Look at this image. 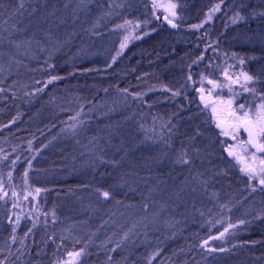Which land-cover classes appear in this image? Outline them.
Returning a JSON list of instances; mask_svg holds the SVG:
<instances>
[{"label": "trees", "instance_id": "1", "mask_svg": "<svg viewBox=\"0 0 264 264\" xmlns=\"http://www.w3.org/2000/svg\"><path fill=\"white\" fill-rule=\"evenodd\" d=\"M51 1L0 0V56L22 64L19 69L0 68V158L8 165L18 156L17 163H30L41 207L37 219L15 231L0 227V264H57L78 249L84 250L78 264H264V193L259 192L264 188L253 183L259 193L252 198L245 188L242 192L231 184L230 175L222 180L220 154L197 156L192 167V161L181 165L179 156L189 149L187 133L179 126L182 104L153 94L146 102L131 101L157 79L172 90L186 82L182 65L187 60L160 59L177 57L185 45L187 32L193 30L189 25L196 24L189 8L194 0L180 4V32L169 29L161 18L160 32L139 42L138 52L125 55L108 71L89 61L68 63L79 38L66 43L57 57L39 53L50 43H45L47 29L36 24L47 12L55 13ZM224 1L222 16L229 26L236 4ZM217 22L214 29H206L203 41L215 39ZM64 32L54 29L53 45ZM23 38L44 43L35 50L32 44L23 48ZM224 42H216L217 47H226ZM15 46L20 50L9 54ZM187 50L182 57L194 58ZM206 60L207 64L210 57ZM205 74L203 66L201 79ZM158 118L167 120L164 130ZM195 127L194 122L189 132L204 151L205 143L213 142L211 135ZM209 152L219 150L214 145ZM19 173L14 182L21 195ZM223 182L227 187L214 197L211 184ZM104 191L111 197L105 199ZM235 199L243 203V210L235 218L220 219L221 203ZM63 221L67 229H62ZM225 228L224 237L215 240L217 251L202 247ZM231 233L233 239L228 237Z\"/></svg>", "mask_w": 264, "mask_h": 264}, {"label": "rangeland", "instance_id": "2", "mask_svg": "<svg viewBox=\"0 0 264 264\" xmlns=\"http://www.w3.org/2000/svg\"><path fill=\"white\" fill-rule=\"evenodd\" d=\"M51 2L52 5H54L53 11L55 13L47 12L42 20H40V23L36 24L37 28L43 27L47 29L46 33L48 36L45 38V43H50V47L46 46L44 50L40 48L39 53L45 54V57L48 59L57 57L56 55L60 53V51L66 49L64 46L66 43H75L74 40L79 38L78 47L68 63L72 64L75 61L81 62L82 60L83 62L89 61L103 68L102 71H108L124 58L125 55L138 52L140 47L138 46L140 44L139 42L151 40L155 35L154 33L160 32L158 20H161L163 16L174 19V22L178 25L177 22L180 15V4L182 0H172V2L179 4V7L176 9L178 14L176 18L171 17L164 7L169 3V0H52ZM154 4L156 5L155 7ZM208 4L210 5L209 9H207ZM217 4L221 5L220 11L213 13L212 19L207 20L208 13ZM231 4H236L234 8L237 11L243 12L245 16L244 22H246V24H243L242 20H240L237 23L231 21L230 25L227 26L222 16V14H225V8L227 7L224 0L223 3H221V0H194L192 6L189 5V8L195 12L194 18L196 19L194 21L196 24L194 25H202V27L195 28L192 27L193 24H190L189 28L191 27L193 30L187 32V39L185 38L184 40L185 45L182 47L181 51L179 50L180 53L177 52L179 53L177 57H175L176 55H167V57L164 56L160 59L161 61L170 60L175 62L187 60L182 65V68H184L182 74L186 78V82L184 81V83H181L180 89L172 90L167 88L163 85L164 83L161 82V79H157L153 83L148 84V86L145 87L146 89L141 90L144 91L143 94L132 95V93H129V95H132V102H146V97L153 94L164 97L163 99L171 103H177L179 107L182 104V108L179 111V114L182 115L179 119V126H181L184 133H187L186 140L189 149L185 152L186 156L185 153H182L179 159L183 157L186 158L189 163L192 161V167L195 166L194 164L197 156H201L202 158L206 155L216 157L220 154L222 162H220L221 168L219 173L222 180H224V177L230 175V182L234 187H238L240 190L245 188L244 190L248 193L247 195L256 198L259 192H262L261 194L264 193V189L259 192L253 191L254 185H258V182L255 180H249L250 183L248 182L247 184L243 182L241 176L238 175L242 173L239 170L242 165H238L234 159H231L229 162L227 158L228 155L224 154V149L229 144L235 145L238 143V140L246 139V133L241 130L238 134V140L234 141L231 139V136L221 135L222 129L217 128L216 124L218 120H223L225 122L231 121V118L228 116V105L226 102L233 97L234 93H242L240 85L232 84L231 81L225 77V72H227L233 80L239 75L241 70L249 72L250 75L258 76L259 82L255 84V87L258 92L264 91V16L252 14L253 12L264 11V0H235ZM242 4L244 5L243 8H241ZM19 8L21 9L22 7L20 6ZM203 8L204 10H202ZM23 12L25 11L17 10V13ZM27 12L30 11L28 10ZM57 15L61 17L58 19ZM217 19H219V22L216 24L219 31L214 30L216 31L215 39L208 38L210 40H208V43L203 41L207 38L206 29H214ZM155 24L157 27L153 26ZM238 25H245L240 29L241 31H237V33L243 32L244 35L238 37L235 43L230 44L229 35L226 31L234 27V29H239ZM176 28V30H178V27ZM54 29H62L65 32L59 36L61 40H59V38L57 39L56 36L53 45L52 34L54 33ZM149 29L151 31L150 33L147 32ZM180 31L181 28L179 32ZM36 36H38V34ZM80 37L83 38L80 40ZM188 39L190 41H188ZM224 39H226V42H224L226 47L220 49V47H217L216 42H220ZM56 41L58 43H56ZM21 42L23 48L28 47V44H32L34 50L40 47V45L42 47L44 43L43 41H35L33 38H23ZM122 44H124L125 47L121 48ZM186 47H188L187 51L192 52L194 56V58H188L192 59L191 61L183 58L181 55V52L186 54ZM11 49L13 50L9 51V54L14 53L16 50H20L17 46ZM64 52H68V49ZM209 52L210 54H208ZM3 57L0 56V68L1 66H11L14 69L22 68V64L19 62L13 65L12 62L14 59L10 57L4 59ZM207 57H210V60L206 64ZM240 59H244L245 63L243 65L239 64ZM203 66L209 77L205 74L202 75L201 79L199 69ZM200 74L203 73L200 72ZM189 77H191V79H189ZM209 80L219 82L225 85V87L214 88L212 84L207 85ZM227 85H231L233 91L230 92ZM249 86L251 87L253 85L250 84ZM199 88H203L204 92L200 93L198 91ZM176 93H179V95H176ZM202 95L204 99H201ZM245 99H247L249 103H259L258 97H254L249 93H242L236 98L232 107L235 108L239 103L244 102ZM221 101H224V103H221ZM193 106L199 108V110L192 111L191 108ZM213 107L217 109L215 114L212 113ZM155 120L158 127L164 130L167 120L159 118ZM194 122L196 124L195 129L199 126V130L202 133L211 135L209 138L213 142H204L207 146L204 147V151H201L202 146L199 147V142H196L192 137L193 134L189 132V127L192 126ZM228 130L231 131V129ZM214 145L217 146L219 152L207 153ZM30 148L32 149V147ZM239 150L240 149H238V151ZM245 155L247 154L245 153ZM19 160L20 156L15 158L14 162L8 165L5 159L0 158V189H2V191H0V197H2V199H0V227L10 226L13 229L20 228V226L29 221V219H37L36 216L41 209L39 203L40 192L38 194L36 192L35 173L31 170L32 168L29 166L30 163H24L25 159L17 163ZM182 164L185 165L187 163H181V165ZM193 168L190 170L193 171ZM17 170H20L19 176L22 184L21 195H19L20 192L14 182ZM242 174L248 178L247 175L244 173ZM235 179L236 181H232ZM211 186L212 190H214L212 195L216 197L220 191H223L227 187V184L223 182L221 186H218L213 183ZM262 188H264V186ZM5 192L7 196L3 195ZM13 193H16V195H13ZM25 197H27V199H25ZM219 209L222 213L220 219L225 217L235 218L239 215L238 213L243 210V203H241L239 199H235L234 202H222ZM17 218H19V224L16 223ZM51 223L54 227L57 220L54 219ZM64 224L65 222L63 221L61 224L63 225L62 229H67L64 227ZM74 229L76 231H83L76 227H74ZM232 236L235 235L231 233L228 237L233 239L234 237ZM213 237L219 236H212L207 239L208 244L205 246L207 250L216 248L215 240L219 239H213ZM81 250L83 249L75 250L72 254L80 252ZM72 254L57 264H78L82 261L83 255L76 257Z\"/></svg>", "mask_w": 264, "mask_h": 264}, {"label": "snow or ice", "instance_id": "3", "mask_svg": "<svg viewBox=\"0 0 264 264\" xmlns=\"http://www.w3.org/2000/svg\"><path fill=\"white\" fill-rule=\"evenodd\" d=\"M221 3H223V0H221ZM155 6L156 5L154 4V7ZM21 7H23V3H21ZM164 7L171 17H177L178 14L176 9L179 7L178 3H174L172 2V0H169V3ZM220 7V4L215 5V7H213L208 13L207 20H211L212 14L220 11ZM243 7L244 5L242 4L241 8ZM252 14L264 16V11L253 12ZM164 19L167 20V22L171 24L172 27H178V25L174 22V19H169L168 16H165ZM243 19H245V16L242 14V12L238 11L233 17V23H237ZM193 27L199 28L202 27V25H194ZM123 47H125L124 44L121 45V48ZM244 63V59L239 60L240 65H243ZM224 75L229 81H231L232 84H239L242 93H249L254 97H258L259 103H249L248 100L245 99L244 102L239 103L235 108H233L232 105L235 103L236 98L242 94L234 93L233 97L228 99L226 102L228 105V116L231 118V121L229 122V128L231 129V131L222 127L225 123V121L223 120H218L216 127L222 128V131L220 133L221 135L231 136V139L234 141L238 140V134L241 130L246 133V139L238 140V143L235 145L229 144L226 147L225 151L227 152V155L232 157L238 165H242L239 170L240 172L247 175L250 181L255 180L259 185L264 186V91L258 92L255 87V84L259 82V77L250 75L249 72L243 70L239 72V75L236 76L234 80L231 76L228 75L227 72H225ZM52 79L55 80L58 79V77H53ZM189 79H191V77H189ZM50 82L51 81H49V83ZM208 83L212 84L214 88L225 87V85L212 80H209ZM250 84L253 86L250 87ZM227 86L230 92L233 91L231 85ZM200 92L203 93L204 89L201 88ZM176 95H179V93H176ZM201 99H204L203 95L201 96ZM221 103H224V101H221ZM216 112L217 109L213 107L212 113L215 114ZM238 149L240 150L238 151ZM245 153L247 155H245ZM177 162L189 163V161L183 157ZM252 190L255 191L256 189L253 188ZM0 191H2V189H0ZM36 192L38 194L40 192V189H36ZM3 195L7 196V193L5 192L3 193ZM13 195H16V193H13ZM102 196L105 199H108L111 197V193L108 191H104L102 192ZM0 199H2V197H0ZM25 199H27V197H25ZM16 223L19 224V218H17ZM240 223H244V221H240ZM33 227H35V225H33ZM230 227L234 226L230 225ZM13 231H15V228L13 229ZM227 232L228 228H225L224 231L220 233L219 237H213V239L223 238L225 233ZM15 240L16 237L13 236L12 241L15 242ZM207 244L208 241L206 240L204 241L202 247L207 246ZM209 251H217V249L210 248ZM219 251H226V249L220 248ZM83 254L84 250H81L80 252L73 253L72 255L80 257ZM109 259H111V257H109Z\"/></svg>", "mask_w": 264, "mask_h": 264}, {"label": "flooded vegetation", "instance_id": "4", "mask_svg": "<svg viewBox=\"0 0 264 264\" xmlns=\"http://www.w3.org/2000/svg\"><path fill=\"white\" fill-rule=\"evenodd\" d=\"M180 26V25H179ZM178 26V30H176V31H179L180 30V28H181V26L179 27ZM232 26V25H231ZM245 25H238V28L239 29H234V28H232V29H230L229 31H228V35H229V43L230 44H232V43H235L237 40H238V37H240V36H243L244 34H243V32H238L237 33V31L239 30V31H241L240 29H242L243 27H244Z\"/></svg>", "mask_w": 264, "mask_h": 264}, {"label": "water", "instance_id": "5", "mask_svg": "<svg viewBox=\"0 0 264 264\" xmlns=\"http://www.w3.org/2000/svg\"><path fill=\"white\" fill-rule=\"evenodd\" d=\"M164 17H165V16L162 17V22H163V24H165V25H166L169 29H171V30H176L177 28H176V27H175V28L172 27V25L169 24V23L167 22V20L164 19ZM207 85H210V84L207 82ZM222 127H223L224 129H227V130L230 129V128H229V122H225L224 125H223ZM221 129H222V128H221ZM225 149H226V148H225ZM225 152H226V151H225ZM226 154H227V152H226ZM228 157H229L230 159H233V158L230 157V156H228ZM258 186H259V187H263V186H261V185H259V184H258Z\"/></svg>", "mask_w": 264, "mask_h": 264}]
</instances>
